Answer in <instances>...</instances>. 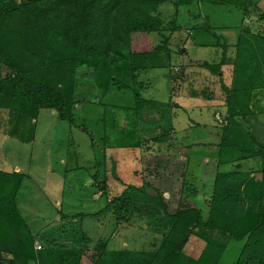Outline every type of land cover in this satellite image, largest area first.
<instances>
[{"label":"trees","instance_id":"1","mask_svg":"<svg viewBox=\"0 0 264 264\" xmlns=\"http://www.w3.org/2000/svg\"><path fill=\"white\" fill-rule=\"evenodd\" d=\"M208 1L218 4L217 0ZM193 3L194 0H0V110L20 120L14 124L24 143L33 141L35 122L43 112L54 111L58 121L74 127L78 106L102 102L114 89L122 94L128 90L139 99V90L140 94L144 90V84L139 82L141 73L164 66L172 52L183 57L184 47L177 50L170 44L183 30L205 31L214 41L201 46L221 51L219 61H202L197 64L200 68L217 76L225 67L233 68L231 87L222 86L227 124L219 133L218 155L215 162H203L204 174L213 180L206 201L197 196L205 192L200 180L195 175L190 180L184 172L182 188L191 194L182 198L173 214L169 213L164 193L148 191L150 184L143 180L142 186H129L96 213L71 217L61 214L59 223L49 222L34 231V222L23 215L19 203L26 175L0 170V264H82L84 260L91 264H219L232 241L243 243L234 264H264V142L242 129L243 122L254 114L252 94L246 85L253 77L249 71L254 68L257 76L264 77V35L251 33L247 27L212 28L208 20L199 26L181 25L182 12ZM167 6L173 10L171 15L165 12ZM232 31H238L236 40ZM123 63L131 84L114 76L113 68ZM79 74L88 77L87 84L95 93L89 91L87 102L78 99ZM148 108L139 102L136 111ZM168 135L149 141L165 143L172 140ZM134 143L129 145L140 147L139 142ZM229 146L236 149L228 151ZM255 157L262 162L257 172L261 180L239 171H221L223 165L239 166ZM97 190L101 197L107 196L106 177L98 181ZM86 218L98 223L107 218L123 234L145 223L146 231H140L138 226L135 229L149 242L140 250L131 249L128 244L122 246L123 234L118 242V235L111 234L108 239H98L92 249L89 247L93 239L84 232L76 233L74 239L67 238L64 233L69 231L65 229L75 220L82 225ZM53 229L64 235L56 236ZM196 236L205 245L199 256L193 257L185 251ZM36 241L41 250H36ZM88 252L93 254L88 256Z\"/></svg>","mask_w":264,"mask_h":264},{"label":"rangeland","instance_id":"2","mask_svg":"<svg viewBox=\"0 0 264 264\" xmlns=\"http://www.w3.org/2000/svg\"><path fill=\"white\" fill-rule=\"evenodd\" d=\"M216 2L218 4L212 5L208 0H194L192 6L182 12L179 23L199 26L208 20L212 28L247 27L251 33L264 35V0H217ZM165 12L171 15L173 10L167 6ZM195 33L183 30L171 39L170 44L175 49L183 50L181 48L184 47L183 57L172 52L170 59L166 57L167 61L164 66L149 69L140 74L139 82L144 84L141 94L139 90L141 100L133 98L134 94L130 93V95L128 90L122 94L114 89L106 95L102 102L89 104L87 99L90 98L91 84H87V76L79 74L81 96L78 99L87 103L78 106L76 126L72 127L65 122L58 121L52 117L51 112L49 114L43 112L35 125L36 138L33 143L16 144L14 152L10 150L12 146L9 148L1 146L3 151L0 147L3 159H6L10 165L17 164L22 173L26 175L22 189L23 196L20 197L19 203L23 215L29 221L34 222V231L41 225H48L49 222L59 223L61 214L71 217L96 213L107 205L109 199L121 195L129 186H142L143 180L150 184L149 189L146 188L148 191L152 192L155 189L164 193L169 213L173 214L182 198L191 194L190 191L182 188L184 172L190 180L194 175L197 180H200V185L205 192L197 196L206 201L213 180L212 177L204 174L203 168L206 167V163L203 164L201 160L206 156L209 161L211 155L217 158L218 153L214 150L219 148L217 144L221 137L220 134L217 137L216 133H221L227 124L226 94L221 83L223 82L230 88L232 82H227L225 76L219 80L217 75H211L206 69H203V72L199 70L201 74L199 78L195 75L196 72L193 70L194 67L199 66L197 64L202 61L215 63L219 61L221 52L216 48L201 46L204 42L214 41L212 35L201 30ZM232 33L234 36L231 34L230 36L236 40L238 31H232ZM227 56H232L230 51ZM125 65L123 63L113 68V73L117 79L129 84L128 76L124 71ZM205 73L207 78L211 79V81H206L210 84L209 88L202 85V76H205ZM249 73H252L253 77L250 78L251 80L248 79L246 85L252 94L251 108L254 114L243 122L242 129L245 134L250 133L256 137L258 142L263 143L264 77L257 76V70L254 68H251ZM245 79L247 78L243 80ZM187 82L189 85L195 82V85L186 87V92H184L185 89L180 87ZM178 86L179 89H177ZM193 87L195 90L203 91L205 96H199L200 99L190 97L187 100H181L180 95L181 97L186 96ZM139 102H143L149 108L141 109L138 113L136 109ZM168 104L170 108L165 107ZM186 109L189 110L186 111ZM215 110H218V113L214 115L216 127L205 129L203 124L214 125ZM6 113L8 112L0 110V124L3 123V119H7ZM8 115L11 124L15 125L14 123L17 122L19 124L18 118L12 116L11 113ZM115 125L116 128H114ZM188 126L193 131L180 132ZM17 131L18 127L15 132ZM165 134H169L168 138L172 140L158 144L153 143V140L149 141ZM133 142H136L134 146L139 142L140 147L129 145ZM207 144H213L216 147L209 149L210 151L206 153L204 150L211 147L204 148L203 146ZM226 149L236 148L229 146ZM259 160L257 161L255 157L247 160V163H239V166L223 165L221 171L231 169L250 176L257 172L255 170L261 169ZM242 164L244 168L240 170ZM210 167L211 165L207 167L208 171ZM105 177L108 194L101 197V192L97 190V183ZM255 178L259 179L260 174H257ZM138 189L142 191L141 188ZM126 196L129 198L131 195L126 194ZM137 198L135 196V199ZM112 222H114L113 218ZM137 226L134 227H140V231L147 229L145 223L140 222ZM135 228L134 231L123 234L113 224H109L107 218L100 223L96 219L86 218L82 225L81 221L75 220L65 229L69 232L64 234L67 238L74 239L77 234L81 235L84 232L93 239L89 247L92 249L98 244L97 240L100 238L108 239L111 234H117L115 242H118L123 234L125 238H121V241L124 240L122 246L128 244L131 249L140 250L144 244H148L149 239L142 234L138 236L139 231ZM47 231L50 233L52 229ZM53 232L56 236L64 235L55 229ZM204 245V242L197 236L192 237L185 252L187 255L192 254L191 256L198 257ZM242 246V242L232 241L226 247L219 264H234ZM92 254L93 252L87 253L88 256ZM82 264L91 263L84 260Z\"/></svg>","mask_w":264,"mask_h":264},{"label":"crops","instance_id":"3","mask_svg":"<svg viewBox=\"0 0 264 264\" xmlns=\"http://www.w3.org/2000/svg\"><path fill=\"white\" fill-rule=\"evenodd\" d=\"M199 61V60H198ZM181 64V63H180ZM196 66V65H195ZM195 69L193 70V72H196V74L195 75H197L198 76V78H199V76L201 75L200 74V72H203V69L202 68H200L199 66H197V67H194ZM199 70H200V72H199ZM232 72H233V68H229V67H225V69L223 70V72H222V74H220V75H218V77H219V80L221 79V78H223L224 76H225V78H226V80H228L227 82H229V83H231L232 82V78H233V74H232ZM199 73V74H198ZM212 75V74H211ZM202 79H203V83H202V85L203 86H207V88H209V83H207L206 81H208V80H210L211 81V79L210 78H207V75H206V73H205V76H202ZM220 82H222V81H220ZM206 83V84H205ZM188 84V85H187ZM195 85V82H194V84L193 85H189V83L187 82V83H185V85L182 87V85H181V87L180 88H186V87H188V86H194ZM222 85H224V86H226L223 82L221 83V86ZM202 86V87H203ZM227 87V86H226ZM203 88H205V87H203ZM177 89H179V86H178V88ZM184 92H186V89H185V91ZM201 94H203V95H201ZM182 95H180V99L181 100H187V99H189L190 97L191 98H199V96H202V97H204L205 95H204V93H203V91H198V90H195L194 89V87L192 88V90L190 91V93H188L187 92V95L186 96H183V97H181ZM225 96V95H224ZM226 98V97H225ZM200 99V98H199ZM210 102V101H209ZM207 103V102H206ZM208 104V103H207ZM212 104H214V103H212ZM215 105V104H214ZM218 105V104H217ZM179 106V105H178ZM208 106V105H207ZM180 109H183L182 107H179ZM190 109V108H189ZM189 109H186V111L187 110H189ZM200 109V108H199ZM193 110V109H192ZM199 112H200V110H199ZM218 113V110H215L214 111V114H213V124L214 125H209V126H206L205 124H203L204 126H206V127H204L205 129H210V128H212V127H215L216 126V123L214 122V119H216V117L214 116L215 115V113ZM225 113H226V111H225ZM51 115H52V117H55V115H56V113L53 111V112H51ZM5 116L7 117V119H3V123H1L0 124V147L1 146H4L5 148H9L10 146H12V149H10V150H12L13 152H14V150L16 151V149L14 148L15 147V145L17 144V145H20V144H23V145H29L30 143H24V139H23V137L21 136V134H20V131L19 132H15V130H16V128H15V126L16 125H13V124H11V122H9V115H8V113H6L5 114ZM218 118V117H217ZM5 120H6V122H5ZM35 123H37V122H35ZM200 125H202V124H200ZM199 126V125H198ZM199 127H202V126H199ZM213 129V128H212ZM193 131L192 129H191V127H187V128H183V129H181V131L180 132H185V133H188V131ZM207 131H209L210 132V130H207ZM179 132V133H180ZM177 133V132H176ZM211 133V132H210ZM216 135H217V137L219 136V132H217L216 133ZM3 137V138H2ZM35 138H36V130H35V134H34V139H33V141L31 142V143H33L34 141H35ZM9 141H13L14 143L13 144H10V142ZM219 141V140H218ZM1 142H3V143H1ZM208 146L210 147V148H208ZM204 148H208V149H205L204 151H206V153H208L211 149H213L214 147H216L215 145H213V144H207V145H204L203 146ZM2 148V147H1ZM4 148V149H5ZM210 149V150H209ZM2 151H3V148H2ZM218 151V149H216V150H214V152H217ZM211 154V153H210ZM215 154V153H214ZM257 159V161H258V158H256ZM203 161H202V163L204 162V161H208V158H206V156L202 159ZM210 161H216V159L215 158H213L212 157V155H211V160ZM242 163H247V161H242ZM259 163H260V168L262 167V162H261V160H259ZM246 166V165H245ZM243 168H244V165L242 164V166H241V168H239L240 170H243ZM18 169V171H16ZM0 170H2V171H5V172H9V173H12V172H15V173H18V172H22V170L20 169V167H18V165L17 164H14V165H10L8 162H7V160L6 159H3V156H2V154H0ZM231 170V169H230ZM255 171H259L258 169L257 170H255ZM257 172L256 173H254V174H251V177H256V175H257ZM259 175V174H258ZM257 179V178H256ZM257 180H261V176H260V178L259 179H257ZM93 198H94V196H93ZM56 204L58 205V202H56ZM35 243H38L39 244V242L38 241H36Z\"/></svg>","mask_w":264,"mask_h":264},{"label":"built area","instance_id":"4","mask_svg":"<svg viewBox=\"0 0 264 264\" xmlns=\"http://www.w3.org/2000/svg\"><path fill=\"white\" fill-rule=\"evenodd\" d=\"M35 248H36V250H41L42 249L41 245H39L38 243H35Z\"/></svg>","mask_w":264,"mask_h":264}]
</instances>
